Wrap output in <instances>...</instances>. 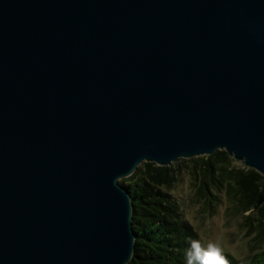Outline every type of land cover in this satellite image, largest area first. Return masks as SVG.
I'll use <instances>...</instances> for the list:
<instances>
[{
    "label": "water",
    "instance_id": "95a60500",
    "mask_svg": "<svg viewBox=\"0 0 264 264\" xmlns=\"http://www.w3.org/2000/svg\"><path fill=\"white\" fill-rule=\"evenodd\" d=\"M225 150L264 176V0H0V264H125L119 179Z\"/></svg>",
    "mask_w": 264,
    "mask_h": 264
},
{
    "label": "trees",
    "instance_id": "16d2710c",
    "mask_svg": "<svg viewBox=\"0 0 264 264\" xmlns=\"http://www.w3.org/2000/svg\"><path fill=\"white\" fill-rule=\"evenodd\" d=\"M230 161L225 150L188 160L178 157L169 165L143 161L129 178H120L132 197L135 234L133 256L125 264H185L189 242L201 240L169 191L178 174L184 172L194 180L198 172L224 178L226 186L240 196L242 210L251 211L245 217L253 232L249 253L242 258L223 251L228 264H264V176L245 166L231 168ZM197 187L202 192L210 191L207 181H199Z\"/></svg>",
    "mask_w": 264,
    "mask_h": 264
},
{
    "label": "rangeland",
    "instance_id": "374dc122",
    "mask_svg": "<svg viewBox=\"0 0 264 264\" xmlns=\"http://www.w3.org/2000/svg\"><path fill=\"white\" fill-rule=\"evenodd\" d=\"M228 165L231 168L245 166L243 162L232 158ZM127 178L129 176L121 177L122 180ZM196 179L184 172L178 174L177 180L169 188L175 201L179 203L182 215L198 232L202 243L216 242L222 251L243 258L249 253L248 241L253 235L249 220L245 218L251 211L242 210L240 196L226 186L224 178L220 179L216 175L210 178L209 175L198 172ZM199 181H207L210 191L202 192L197 187Z\"/></svg>",
    "mask_w": 264,
    "mask_h": 264
},
{
    "label": "clouds",
    "instance_id": "9594fccd",
    "mask_svg": "<svg viewBox=\"0 0 264 264\" xmlns=\"http://www.w3.org/2000/svg\"><path fill=\"white\" fill-rule=\"evenodd\" d=\"M185 264H228L222 248L216 242L206 244L199 239H193L185 249Z\"/></svg>",
    "mask_w": 264,
    "mask_h": 264
}]
</instances>
